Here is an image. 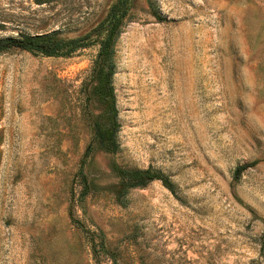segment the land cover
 I'll use <instances>...</instances> for the list:
<instances>
[{
    "label": "rangeland",
    "instance_id": "obj_1",
    "mask_svg": "<svg viewBox=\"0 0 264 264\" xmlns=\"http://www.w3.org/2000/svg\"><path fill=\"white\" fill-rule=\"evenodd\" d=\"M114 10L120 148L93 134ZM0 264H264V0H0ZM246 165L235 176V169ZM119 168L171 180L116 196Z\"/></svg>",
    "mask_w": 264,
    "mask_h": 264
},
{
    "label": "trees",
    "instance_id": "obj_2",
    "mask_svg": "<svg viewBox=\"0 0 264 264\" xmlns=\"http://www.w3.org/2000/svg\"><path fill=\"white\" fill-rule=\"evenodd\" d=\"M126 1V0H125ZM123 22L119 16L110 15L104 27L105 34L100 40L97 58L92 67L93 85L91 96L100 110V118L93 122V134L100 147L108 153H116L120 148L118 132L121 124L119 121L116 93L113 85V75L116 71V42L121 32ZM87 44L85 38H61L56 31L41 34H19L0 38V52L11 48L34 49L46 55H64L78 47ZM246 165H239L235 169L238 176ZM116 196L121 203H125V195L131 187L144 186L154 179H160L171 191L173 184L169 177L162 171L152 167L147 168H119Z\"/></svg>",
    "mask_w": 264,
    "mask_h": 264
}]
</instances>
